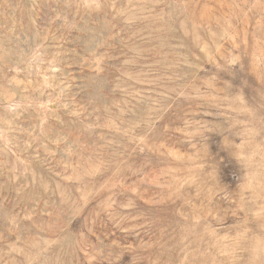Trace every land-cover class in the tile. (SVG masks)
<instances>
[{
	"label": "rangeland",
	"instance_id": "374dc122",
	"mask_svg": "<svg viewBox=\"0 0 264 264\" xmlns=\"http://www.w3.org/2000/svg\"><path fill=\"white\" fill-rule=\"evenodd\" d=\"M0 264H264V0H0Z\"/></svg>",
	"mask_w": 264,
	"mask_h": 264
}]
</instances>
